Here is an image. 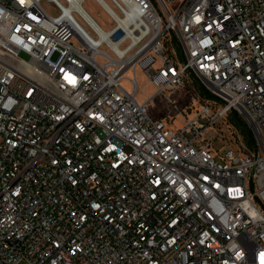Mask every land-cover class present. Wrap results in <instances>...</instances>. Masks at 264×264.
I'll return each mask as SVG.
<instances>
[{
    "label": "built area",
    "instance_id": "2783aa9c",
    "mask_svg": "<svg viewBox=\"0 0 264 264\" xmlns=\"http://www.w3.org/2000/svg\"><path fill=\"white\" fill-rule=\"evenodd\" d=\"M85 1L0 0V264H264V0Z\"/></svg>",
    "mask_w": 264,
    "mask_h": 264
},
{
    "label": "rangeland",
    "instance_id": "374dc122",
    "mask_svg": "<svg viewBox=\"0 0 264 264\" xmlns=\"http://www.w3.org/2000/svg\"><path fill=\"white\" fill-rule=\"evenodd\" d=\"M45 7L48 10H52V4L50 3H44ZM85 7L87 10L94 15L98 20L102 22H106L108 20V15L103 10V8L99 5V3L96 0H86L85 1ZM20 57L28 60L29 55L25 52H21ZM140 82L143 85L146 81L144 76L139 72ZM144 90L141 92V96H145L146 93L152 94L154 92V89L149 84H146L144 87ZM188 88L187 86H181L179 90L175 93H170L172 97L176 100L179 106L183 107L184 104L189 100L190 96L187 94ZM151 113L155 116L162 115L163 118L166 120V116L169 115L173 121H169L167 124L170 128L177 129L178 127H181L184 124V118L177 114L176 111L173 109H170L168 107V104L162 100L160 97H156L155 102L153 105H150ZM239 130V127H237ZM240 131V130H239ZM221 146L219 142H216V147ZM225 148L223 147L220 152H223ZM217 159H220V154L216 152Z\"/></svg>",
    "mask_w": 264,
    "mask_h": 264
},
{
    "label": "trees",
    "instance_id": "16d2710c",
    "mask_svg": "<svg viewBox=\"0 0 264 264\" xmlns=\"http://www.w3.org/2000/svg\"><path fill=\"white\" fill-rule=\"evenodd\" d=\"M194 83L195 86L201 90V92L203 93V95H210V93H208V91H206L204 89V86L202 84V82L198 79V78H194ZM232 121L235 123V125L237 127H239V130L241 132V134L244 136V138L246 139V142L248 143V145L253 146L256 144V139H255V135L254 132L252 130L251 127H249L240 116H238L237 114H235L234 118L232 119Z\"/></svg>",
    "mask_w": 264,
    "mask_h": 264
}]
</instances>
